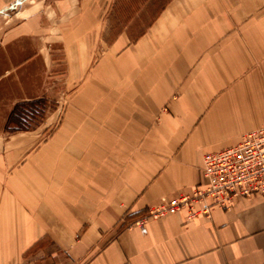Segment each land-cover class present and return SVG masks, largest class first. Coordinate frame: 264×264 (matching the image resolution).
I'll list each match as a JSON object with an SVG mask.
<instances>
[{
    "label": "crops",
    "instance_id": "0c3cea01",
    "mask_svg": "<svg viewBox=\"0 0 264 264\" xmlns=\"http://www.w3.org/2000/svg\"><path fill=\"white\" fill-rule=\"evenodd\" d=\"M261 127L264 0H0V264H264L262 195L150 215Z\"/></svg>",
    "mask_w": 264,
    "mask_h": 264
},
{
    "label": "built area",
    "instance_id": "2783aa9c",
    "mask_svg": "<svg viewBox=\"0 0 264 264\" xmlns=\"http://www.w3.org/2000/svg\"><path fill=\"white\" fill-rule=\"evenodd\" d=\"M202 169L205 186L179 193L151 210L150 215L186 210L190 217H210L213 207L228 209L238 197L264 196V127L246 132L233 146L206 153Z\"/></svg>",
    "mask_w": 264,
    "mask_h": 264
},
{
    "label": "rangeland",
    "instance_id": "374dc122",
    "mask_svg": "<svg viewBox=\"0 0 264 264\" xmlns=\"http://www.w3.org/2000/svg\"><path fill=\"white\" fill-rule=\"evenodd\" d=\"M37 1V0H36ZM40 1V0H38ZM52 4L55 3V1L57 0H46ZM17 9V8H16ZM122 26H119V28H121ZM64 51L62 52H58L57 57L55 58V60L59 61L60 60V65L59 66V71L60 74L59 75H55V79H54V91H53V98L48 100V107L49 109H52L51 111H57L60 113V117L62 115V117L65 116V54H63ZM45 103V100H44ZM42 107H44V104H41V106H39L37 109L38 111L42 110ZM39 114V113H37ZM64 114V116H63ZM64 119V118H63ZM59 124L62 123V120L59 119ZM63 124H65V121L63 122Z\"/></svg>",
    "mask_w": 264,
    "mask_h": 264
},
{
    "label": "trees",
    "instance_id": "16d2710c",
    "mask_svg": "<svg viewBox=\"0 0 264 264\" xmlns=\"http://www.w3.org/2000/svg\"><path fill=\"white\" fill-rule=\"evenodd\" d=\"M41 104H44V100L18 103L9 115L5 129L8 131L28 129L31 119L37 115V108Z\"/></svg>",
    "mask_w": 264,
    "mask_h": 264
}]
</instances>
